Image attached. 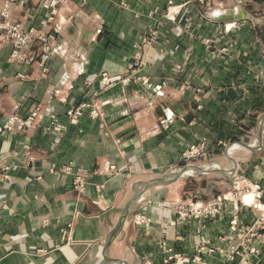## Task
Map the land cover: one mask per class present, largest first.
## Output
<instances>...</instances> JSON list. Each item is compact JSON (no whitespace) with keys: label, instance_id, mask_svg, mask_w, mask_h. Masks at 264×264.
<instances>
[{"label":"crops","instance_id":"crops-1","mask_svg":"<svg viewBox=\"0 0 264 264\" xmlns=\"http://www.w3.org/2000/svg\"><path fill=\"white\" fill-rule=\"evenodd\" d=\"M238 1L162 0L150 14L147 0L131 10L61 0L45 75L0 39V264H264V17L255 0ZM10 9L38 26L41 0ZM131 64L138 80L123 84ZM103 70L118 74L103 114L69 124ZM33 105L34 126L3 132ZM203 140L205 156L183 158ZM190 198H220L223 213L182 219L177 204Z\"/></svg>","mask_w":264,"mask_h":264},{"label":"built area","instance_id":"built-area-1","mask_svg":"<svg viewBox=\"0 0 264 264\" xmlns=\"http://www.w3.org/2000/svg\"><path fill=\"white\" fill-rule=\"evenodd\" d=\"M15 0H6L5 5L1 10L2 20L0 21V39L8 42L11 45L10 58L15 61L22 62L26 65L33 64L39 61L42 65V75L50 72L49 61L58 53L57 38L60 33V26L56 24L57 7L61 0H41V14L38 20V26L26 27L21 22L11 20V3ZM89 0H80L82 3H87ZM137 0H116L117 5L122 9L131 10L133 3ZM162 0H147L150 6H154L150 14L159 10V6L155 5L156 2ZM174 0H169L173 2ZM201 3L207 2V0H197ZM243 4V0L238 1ZM262 16L264 17V0L261 4ZM135 16L139 17L140 13L135 12ZM47 28V29H46ZM34 42H38V50L33 51L32 45ZM207 44L211 43V39L206 40ZM140 59V53H137V57ZM136 65L139 60H136ZM135 64L130 65V69L123 74H120L119 81L123 84H129L132 81H137L138 78L134 74ZM1 73V68H0ZM19 77H24L22 73L18 74ZM118 74H113L107 70H103L98 74V81L100 88L85 99H83L77 105L70 107L67 111L68 123L76 125L80 120L88 114L91 117L98 118L103 112L100 108V101L102 92L112 87L118 80L116 77ZM92 81H90V84ZM197 100H201L197 97ZM40 105L31 106L25 113L15 112L9 115L4 124V133L14 132H26L29 128L34 126L36 120L40 114ZM54 128L57 130L66 129V125L54 124ZM208 146L206 140L197 144H192L183 151L184 159H194L203 157L207 154ZM70 167H66L64 171H69ZM8 172V166L0 165V177L6 176ZM75 185L83 189L85 186L84 180L77 176L75 179ZM243 192H236V197H240ZM254 196H260V192H252ZM223 200L217 198L212 201L203 202L198 198H190L182 200L177 204L178 216L182 219L196 218V219H211L220 216L223 213ZM140 222L145 225L151 223V218L148 215H138ZM260 227L264 228V217H262L258 223L257 230ZM254 234L258 232L253 230ZM259 241H264V234H257ZM201 253H205L204 248L200 249ZM234 259V254L230 256V260Z\"/></svg>","mask_w":264,"mask_h":264},{"label":"trees","instance_id":"trees-1","mask_svg":"<svg viewBox=\"0 0 264 264\" xmlns=\"http://www.w3.org/2000/svg\"><path fill=\"white\" fill-rule=\"evenodd\" d=\"M256 1V3L259 5V4H262L263 3V0H255ZM261 7H260V13H262V11H261ZM202 199V198H201Z\"/></svg>","mask_w":264,"mask_h":264}]
</instances>
